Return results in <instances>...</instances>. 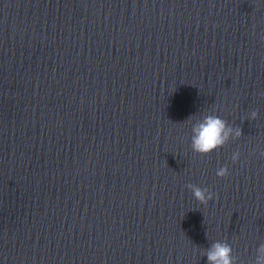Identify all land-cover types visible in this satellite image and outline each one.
<instances>
[{"label":"clouds","instance_id":"obj_1","mask_svg":"<svg viewBox=\"0 0 264 264\" xmlns=\"http://www.w3.org/2000/svg\"><path fill=\"white\" fill-rule=\"evenodd\" d=\"M257 111H252L250 120H255ZM192 117H189V120ZM191 149L194 153L207 155L225 146L230 140L242 136V129L233 128L225 119L215 114H206L197 119L191 125ZM240 152L232 153L231 161L236 163L240 159ZM260 156L264 157V150H260ZM227 165L217 169L216 175L224 178L229 175ZM186 187L192 192L194 198L201 204L207 205L213 199L214 193L207 187L201 188L194 184H187ZM207 257V264H237V257L233 255L232 246L226 241L213 242L210 247L202 253ZM254 264H264V243L256 249Z\"/></svg>","mask_w":264,"mask_h":264}]
</instances>
